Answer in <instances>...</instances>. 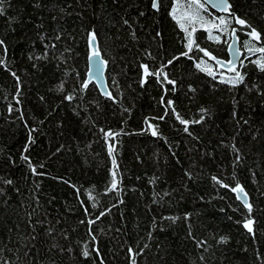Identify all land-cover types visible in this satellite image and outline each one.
<instances>
[{"label":"trees","instance_id":"1","mask_svg":"<svg viewBox=\"0 0 264 264\" xmlns=\"http://www.w3.org/2000/svg\"><path fill=\"white\" fill-rule=\"evenodd\" d=\"M228 1L198 0L228 26L195 25L188 52L191 0H0V264H264V0ZM234 28L235 86L199 51L226 60Z\"/></svg>","mask_w":264,"mask_h":264},{"label":"snow or ice","instance_id":"2","mask_svg":"<svg viewBox=\"0 0 264 264\" xmlns=\"http://www.w3.org/2000/svg\"><path fill=\"white\" fill-rule=\"evenodd\" d=\"M217 8L223 10L224 12H228L230 14V5L228 4L227 0H216V5H215ZM203 7L202 4H200L198 2V0H191V4H189L188 6V11L187 12H184L182 14V17L180 18H177L176 15H175V12H176V9L174 8L173 9V18L174 19H178V23L180 22L181 19H187L188 21V25L189 26H192L191 27V31L189 32L188 31V26H186L184 23H180V27L182 30L185 31L186 33V36H187V40H188V43L186 45L187 49H188V52H192L193 50V45L195 44V41L193 39V33H195L196 31V27L195 25H200V26H204L206 24L209 25V28H217L219 29L220 31H224L227 26H228V21H226V19L224 17H220L219 18V25L215 24V23H209V21H206L204 19L203 16L200 15V9ZM153 8L154 9H157L158 10V0H153ZM235 22L237 24H240V25H245V21L236 17L235 18ZM125 23H127V21H125ZM208 30V29H206ZM235 33V30L233 29V34ZM209 35H210V38H211V32L209 31ZM250 37L251 39L253 40H260V34L255 30V29H252L251 32H250ZM90 42L91 43H95V40H96V36H95V33H90ZM217 41H219V37H216L215 38ZM0 43H2V41H0ZM247 47V45H246ZM197 48H198V45H197ZM199 51H202L204 53L205 56L209 57L210 59H216L215 57H212L211 54L209 52H207L206 50L204 49H199ZM248 51L250 52H255V53H264V47H251V48H248ZM188 53H184V55H187ZM93 55L95 56L96 53L94 52ZM234 56H236L237 58L239 57L240 53L238 50H236L234 53H233ZM171 63V61L169 62ZM220 64L221 67H224V64L223 62H218ZM233 61H229L228 62V71H233L235 72V76L234 77H231L229 78L228 80H224V79H221V82L222 83H230L232 84L233 86H235L236 84L238 83H242L243 80H244V77L240 74L239 71H237L234 67H232L233 65ZM255 63H257V66L262 70L264 71V56H261V58L257 61H255ZM203 65V67H202ZM145 67V74L146 75H150L151 73H148L147 72V68L146 66ZM196 67L199 68L201 71H206L208 75L210 76H213V78H215V74L213 73L212 71V68L208 65L205 64L204 61H200L199 63L196 64ZM155 75H157L158 77L161 75V73H155ZM164 79L167 80V76L166 74L164 75ZM168 83L170 84H174L173 81H170V80H167ZM169 104H171V101H169ZM201 111H206L205 109H201ZM199 122V121H197ZM181 123L182 124H187V121H183L181 120ZM185 131H187V128H185ZM153 135H156V131L153 130ZM108 135H111V133H109ZM27 150V149H26ZM110 151V154H111V147L109 149ZM26 159V157H25ZM113 164L115 165V160L113 159ZM115 175L116 173L113 172V184H112V188H115L116 187V183H115ZM215 179V178H214ZM7 183H12L11 181H7ZM224 187H227V185H222ZM233 191L237 192L238 193V199H241L242 202L244 203L245 207L248 209L249 213L251 212V209H252V206L250 203H248V200H247V194L244 193V190L241 186L237 185L234 189H232ZM91 198V197H90ZM253 220L251 219H248L246 223H244V227L248 230V232H253ZM223 242V239L222 241ZM131 251V249H130ZM85 256L88 255V252L85 251L83 253ZM133 264H135V262L133 261Z\"/></svg>","mask_w":264,"mask_h":264},{"label":"water","instance_id":"3","mask_svg":"<svg viewBox=\"0 0 264 264\" xmlns=\"http://www.w3.org/2000/svg\"><path fill=\"white\" fill-rule=\"evenodd\" d=\"M201 2L210 10H212L214 13L218 14V15H227L228 12H224L223 10L217 8L216 5V0H201ZM228 4L230 5V2L227 0ZM153 8V5H152ZM154 9V8H153ZM230 9H231V5H230ZM156 10V9H154ZM236 18V17H235ZM242 27V25L237 24L236 23V28H240ZM236 28H234L235 33L233 34V30L231 31L230 34V40L229 43L227 45L226 48V54H227V59L223 60V59H210L209 57V61L212 62L217 68H219L221 71L229 73L232 71H228V62L229 61H233V65L232 67H234L235 69L239 66L241 59H242V51L239 48V40L238 37L236 35ZM89 38V46L92 50L91 55L88 58V73H87V82L88 83H94L100 94L104 97H107L109 95L107 87H106V83H105V79H104V63L98 53V49H97V43L95 40V43H91ZM257 41V40H255ZM238 50L240 55L237 58L236 56L233 55V53ZM96 53V55L94 56L93 53ZM212 56V55H211ZM213 57V56H212ZM218 62H223L224 67H221L220 64ZM235 188V187H234ZM244 190V189H243ZM233 195L235 196L236 200L243 206L245 207L244 203L242 202L241 199H238V193L232 190ZM245 193V191H244ZM247 200L249 203V199L247 196ZM246 208V207H245Z\"/></svg>","mask_w":264,"mask_h":264}]
</instances>
